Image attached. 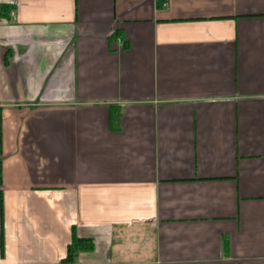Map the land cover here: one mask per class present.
I'll return each mask as SVG.
<instances>
[{
  "label": "crops",
  "instance_id": "crops-1",
  "mask_svg": "<svg viewBox=\"0 0 264 264\" xmlns=\"http://www.w3.org/2000/svg\"><path fill=\"white\" fill-rule=\"evenodd\" d=\"M0 6V264H264V0Z\"/></svg>",
  "mask_w": 264,
  "mask_h": 264
},
{
  "label": "trees",
  "instance_id": "trees-1",
  "mask_svg": "<svg viewBox=\"0 0 264 264\" xmlns=\"http://www.w3.org/2000/svg\"><path fill=\"white\" fill-rule=\"evenodd\" d=\"M6 6H0V15H6ZM93 247V242L88 239L77 238L73 235L72 243L68 247L65 262L71 263L80 251L89 250Z\"/></svg>",
  "mask_w": 264,
  "mask_h": 264
}]
</instances>
